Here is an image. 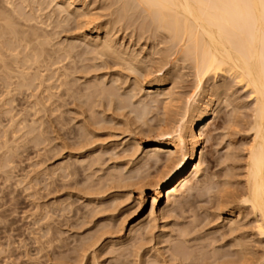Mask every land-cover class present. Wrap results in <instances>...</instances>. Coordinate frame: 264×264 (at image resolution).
<instances>
[{
	"label": "rangeland",
	"instance_id": "374dc122",
	"mask_svg": "<svg viewBox=\"0 0 264 264\" xmlns=\"http://www.w3.org/2000/svg\"><path fill=\"white\" fill-rule=\"evenodd\" d=\"M59 1H61V0H59ZM87 1H89V2H87ZM113 1L116 2L115 0H113ZM113 1H111V3H110V0H106V2H105V0H100V1L99 0H83V1H78V2H83V3L85 2L86 3V4L84 3V7L86 5L85 9L86 10L87 9L90 10L91 13L88 12V10H87V12L90 15H92V13H93V15L90 16V17L93 18V19L91 18V20H93L94 22H100L101 23V21H103L106 24L107 23L106 21H108L109 23L111 22L110 25L112 27H113L114 24L117 25V26L114 25V27L111 28L110 25H109L110 27L108 26L109 23H107V27L112 29V30L110 29L111 30L110 33H113L111 37H115L116 36V38H114V39L120 41V43L119 42L118 43L120 45H122L121 46L122 48L126 49V46H127L128 50L130 49V51H133L134 53H137V54L140 53L138 55H139L141 61H139L138 65H136V66H138L137 67L138 73L136 72V70H135V72H133V71L131 72V70L125 69L121 65L119 67V64H115V61L113 62L112 59H108L109 57L106 58L104 56L105 57L104 58L103 56H101V57H103V59L100 57L102 60L99 57H97V60H96L95 59L96 57H93V56H95L97 54L94 53V48L88 42L91 37L89 38V37H87L88 36L87 35L85 37V39L83 40V38H84L83 35H80L81 32H82V34H83V32L89 34V31H90L89 28L90 27H88L89 25L85 26L86 24H83V22H82V21H84V17L81 18L80 16H78L76 14L78 12L75 13V11H74V13L71 12L72 15H71V13H69L71 15L70 18H68L66 16V13L62 14V17L65 18V20H66V21L63 22L64 25L61 23L56 28V30L58 32L55 31V29H54L53 31L51 30L50 34H49V35L54 34L55 36L52 37V36L48 35L47 37H45L46 42L48 41V39L50 40V43L47 42L49 45L48 44H44L46 42H44L45 40L42 38V41L44 42L43 44L45 45V49L46 50L48 49L47 51H49L50 54H52V52H50L51 50H49V49H52L53 52H54V50L56 51L58 49L56 51V53L58 52L57 53L58 55L55 52L53 53V55H55V57L53 56L54 60L58 56V58H56L55 62H52V64L56 65V66L53 65L54 66V67H52L53 71L49 67L48 68L50 70L47 68V71H45L46 69L44 70V68H40V70L43 69L42 71H44V72L41 71V73L42 74H46L45 76L47 78L44 76V80H45V82L49 81V83H50V80H51V82L53 80V82L57 83V81L60 79V81L62 80V82L58 81V83L59 82L63 83L64 84V88H63V85L61 86L60 83L59 84L57 83L59 86L56 83H54V84L51 83L52 86H51V84H49L50 85L49 86L48 83H47V85H45V86L47 88H49V87H51V88L46 90V87H44V84H46V83H44V84H42L43 86L40 85V87H37L39 89L35 88L36 86L33 87L34 84L30 85L28 88L22 87V88H24L26 90L29 89V91L28 90L26 91L24 89H21V87L16 86L17 85L16 83L14 85V83L11 82L12 80L15 82V80H16L15 77L14 78L11 77L9 79L8 77L5 78L6 75L0 74V79H1V76H5L4 78L6 79V80L5 79L2 80L3 79L2 78L1 80L4 81V82H0L1 83L0 84V102L2 103V104L0 103V105H1L0 106V264H56V263L57 264H99V263L100 264H136V263L137 264H176L175 262H173L174 260H172V258H174V253L178 250L177 249L178 248L177 245L180 246V249L181 248L185 249V251H187V253H190V251H191V253L194 254L195 253L194 251H197L196 255L197 254L199 255V259L202 258L201 260L198 259V263L199 264H202V262H205V261L207 262L208 259H210L211 264H225V263H223L224 260L228 259V258H230V257H232L234 255L235 246L233 244L234 243L233 239H234L235 235L237 234V232L232 234L229 231V227H228L229 226V222L232 221V220H231V217L229 216V214L224 210V207L222 206L223 205L222 203L224 201V199H223L224 196H225L224 194H226V193H224V190H225V192H229V193L232 192V194L234 195V194L237 193V190L239 189V186L241 184V183L239 184V182H241V180H242V176L240 175L241 174L240 171L242 169L243 153H244L242 148H243L244 141H247V139H248L247 136H246L247 132L245 130L246 129V126H245L246 124L245 123L248 121V118H249L251 103H250L249 98L246 96V92H244L242 90V88L240 89V87L237 86L235 83H231L232 81H230V79H227L226 83L229 80L228 81V83L230 82L228 84L229 85V93H231V92L232 93L227 96V98H226L227 100L225 99V101L227 103L224 101V102H222V105L219 108H217L216 115H214V117L209 121V123L207 125V134H206L205 141L203 143L204 165L202 167L203 169L201 170V172H199L198 175H197L198 185L196 184V182H194L193 185L196 184V188H193L194 190L191 189L188 192V194L190 196H188V194L185 192L187 194V196H186L185 199L182 200V204H178L180 206L176 205L177 208L176 207L172 208L174 210H171V211L168 210L167 212L169 214L165 212L163 217H160L159 213L157 214V221L155 222L156 223L155 227L157 225L156 228H158V229H156L154 227L153 228L154 230L152 229L151 233H146V231H145L146 227L142 226L140 228L141 230H139L141 232L136 233V235H133V236H130L131 234H129V228L134 223V220L137 219L141 215L145 216V214L147 213L148 208H149V206L151 204L150 198L149 197H145L144 204L142 205V207L139 210H135V206H136L135 202H137V200L135 198L137 197V193H138L137 189L139 188L137 186H141V184H142V183H140V185H139V182L142 181V177H140V176L141 175H143V176L146 175L147 172L150 173V176H152L154 174L153 169L150 168L151 169L150 170V169L147 168V170H149V171H147V170H145L146 169L145 167H142L143 169L140 167V166H143L144 164L141 163L140 160H137L138 157H139L138 159H140V151L141 150H139V149H141L142 147H145L148 144L149 140L152 138V134L150 135L149 133L155 131L153 129H157L159 126H161V128H162V127H164V123H167L166 124L167 126L165 125L166 127H164V129L166 128L165 129V131H166L169 128V125L171 123H173V120L176 119V116H178V115H176L178 113L177 110H180V109H176V108H178V107L180 108L181 106H183V102L185 103V101H183V100H187V97L189 96V93L191 92L193 83H191L192 84L191 85L189 82L193 81V80H190V79H194V77H193L194 76L193 75L194 71H192L193 69L191 68V66L189 64L186 63L187 66L189 65L190 68H188L186 66V64H184L185 62H181V61L177 62L179 64V66L181 65L180 67L183 66V68H180L179 72H177L178 70H176L177 73L174 71L175 75L172 74L174 76V78L172 76V83L168 84L167 87L170 88L172 84L175 85V83H177L179 81L173 87V88L176 87L177 90L174 91L175 90L174 89L172 91L177 92L178 94L182 95V96L181 95L175 96V97H179V96L182 97V98L181 97L177 98L178 99L177 102H180L181 104L177 103L176 100L174 102L175 104L172 102L173 104H171V105L173 107H170L172 115H169V118H171V119H169V121H171V123L167 121L168 119L166 121H163V122L160 121V120L164 119L161 116L165 117L162 113H164L166 110L165 109L162 110V108H161L162 104L159 101L152 102V99H154L156 97L155 96L156 93L155 92H149L150 90L147 88V84H146V81H145L148 78V76H147V78H146V76L143 77V80L145 81V83H144V82L141 81L142 76L139 75L140 74L139 72L143 69L142 68L143 65L150 66L149 68L154 67V65H157L155 63H157L159 61V57H158L159 54L158 53L154 54V52L155 51L157 52V50L162 48L164 43L163 44L160 43V44H158L159 45L158 46V45H156V43H155L156 41L155 40H152L151 38H147V35L149 33H148V30H147V33L145 32L146 31L145 28L148 29L149 28V24L144 22V19L142 18V16H140V17L137 16L138 15V11L137 12L136 11L135 12L132 11L131 13L128 11L130 14L129 13L126 14L127 18L131 15L128 19L126 18V16H123V17L121 16L120 17L121 11H119V10L121 8L119 6V1L117 0V2H116V4L118 3L119 9H118V6ZM18 3H21V2L16 1V4H18ZM16 4H14L15 5V9H16V10L14 9V11H17L18 8L20 7L19 6L17 8ZM52 4H53V2H52ZM45 5L47 6L46 3L44 4V7H45ZM120 5H121V3H120ZM22 6H24V8H22ZM48 6L50 7V9H48L49 7H45L46 8L45 9L42 6L44 10H42L40 12L39 11H35L36 6H33L35 8H33L32 11H30L27 8L26 12L28 11V14L30 12H32V13H30L31 15L30 14L29 15L32 16L38 22L39 17L36 18L38 16V14L40 16L41 15L44 16V13H46L45 10L48 11V12H51L52 9H53V8L51 9V7H53L54 4L52 6L49 4ZM116 6H117L118 10L115 8ZM25 7H26V5H24V3H21V7L19 9H20V11L21 10L22 11L19 13V10H18L17 11L18 15H16L17 13H15L14 11H13L14 13L12 12V14L15 15L14 16L15 20L19 19L18 17H21V14H22V17L19 19V21L18 20L16 21V23H18L19 26H20L19 22H22V23L26 22L27 24H32L33 25V22L31 23V20L32 21L34 20L32 17H30L28 14H26V15L29 16V18L23 17L25 15ZM106 7H108V8H106ZM100 9H102L103 11L100 12ZM105 10H106V12H105ZM116 10L118 12H116ZM107 11L109 12V15H108ZM114 12L117 13V17H114V16H116V15L113 14ZM132 13H133V15H132ZM33 14H35V16ZM69 14H67V15L69 16ZM106 14L108 16H106ZM111 14H113L114 16H110ZM64 16H66L67 18L64 17ZM74 16L78 17V21H77V19ZM94 16H96V17H94ZM101 16L105 17L106 19L105 18L103 19V17H101ZM109 17H111V18H109ZM135 17L138 18L141 21L138 22L137 21L138 19L136 20ZM95 18L98 19V20L95 21L94 20ZM115 18L116 19L118 18V20H120V22L117 21ZM131 18L133 20H136V21L134 22ZM21 19H25V21H23V20L21 21ZM27 19L30 20V21H28L30 23H28L26 21ZM69 19L73 22V24H76L78 22H80V23L78 25L76 24L75 25L76 27H75L74 25H72V23H71V21ZM111 19H112V21H111ZM67 20H69L70 22L67 21ZM113 20L114 21L116 20L115 21L116 23ZM124 20H125V22L127 21V24H130V23L132 24V22H134L133 23L134 25L133 26H130V25L126 26L125 25L126 23H124ZM142 20H143V22H142ZM112 22H114L113 25H112ZM118 22H119V24H117ZM128 22H130V23H128ZM122 23H123V25H122ZM137 23H138V26H141V25H139L140 23L143 24V26H141V27H142V29H143V27H145L144 28L145 30L140 31L139 27H137V26L134 27L135 25H137ZM144 24H146V26ZM18 25L15 24L16 27ZM37 25L39 26L40 24H37ZM68 25H69V27H68ZM19 26L17 28H21V26L20 27ZM34 26H36V22L35 21H34ZM78 26H80V27L82 26L84 29L80 28ZM78 28L81 31V32L79 31V33H77L78 30H79ZM127 28H128L129 31L127 30ZM132 28H133V30H132ZM136 28L139 29V32H136L134 34H137V33L139 34L140 32L142 33V34L140 33L141 35L139 34L140 35L139 38L132 33V31L134 32L136 30ZM45 29L48 30L47 28H45ZM113 29H115V30H113ZM117 29H118V31H117ZM120 30H122V31H120ZM39 31H41V30H39ZM59 32L61 33V35H60ZM144 33L146 34V36H145ZM56 34H57V36H56ZM116 34H118V35H116ZM124 36H125V38H123ZM6 37H7V39H5V36L3 37V41L4 42L13 40L10 37H8V35H6ZM50 37L52 39H50ZM148 37H149V35H148ZM5 40H7V41H5ZM51 40L52 41L54 40V41L52 42ZM64 40H66V41H64ZM72 40H75V42H73ZM121 40H123V41H121ZM150 40L152 42H150ZM63 41H64V44H63ZM76 41H79V42L76 43ZM57 42H59V44ZM85 42H86L87 45L85 44ZM70 43H72L71 47H72L73 50H71L70 47L69 48L67 47L68 45L70 46ZM88 43H89V45L92 48L90 46H88ZM60 44H61V46H60ZM83 44H85L84 45L85 47H83ZM161 44H162V46H161ZM55 45H57V46H55ZM77 45H80L81 47L77 46ZM152 46H154V47H152ZM55 48H57V49H55ZM60 48H61V51H59ZM65 49H67V51H70V54L73 55L72 58H70V61L67 59L69 62L67 60L65 61V59H66V57L68 55L65 57V55L62 54L63 53L62 50H64L66 52V53L64 52V54L69 53ZM81 49H85V51L82 50V51H84V53L82 51H80ZM75 50H76L77 53L76 52L74 53ZM90 50H91V52H90ZM152 52H153V54H152ZM70 54H69V56H71ZM85 54L87 56H85ZM79 55L81 57H83V58L79 57ZM63 56L65 57L64 60H62ZM148 56L151 57V58L153 57L152 60L158 58L157 59L158 61L154 60L155 62H153V63H152V61H150V63H152V64H150L149 62L147 63V61L149 59ZM154 56H155V58H154ZM85 57H86V59H85ZM67 58H69V57H67ZM145 59H146V61H145ZM9 60H10V58L7 59V61H9ZM57 60H59V61L62 60L61 62H63V63L60 64L61 62L58 63L59 61H57ZM75 61L78 62V63H76ZM80 61H81V63H80ZM105 61L107 63L106 66H105V63H104ZM109 61L112 62V63H110ZM100 63L102 65H104V66H102ZM143 63H145V64H143ZM58 64H60L61 67H60V65L58 66ZM139 64L140 65L142 64L141 65L142 67ZM51 66L52 65H50V67ZM57 67H58V69H57ZM62 67H64L66 70L64 68H62ZM54 68L56 70H54ZM59 68H61V69H59ZM75 68H79V69L77 70ZM100 68H103V70L102 69L100 70ZM117 68H119V69H117ZM182 69H183V71H182ZM188 69L191 70L192 72L189 71ZM164 70H165V68L163 69V71ZM0 71H2L1 68H0ZM30 71L32 72V70H30ZM67 71H68V73H67L68 76L66 75ZM76 71H78V72H76ZM93 71H96V72L94 73ZM45 72H47V73H45ZM48 72H49V74H48ZM60 72H62V73H60ZM181 72H183V74H181ZM189 72L191 73V75L188 74ZM0 73H2V72H0ZM13 73L14 72H11L9 70V74L10 75H13ZM54 73H56V74L59 73V75L60 74H62V75H60L61 77L58 75L59 76L58 79L56 77H55L56 79H54V77L52 79L51 76ZM185 73H187V74H185ZM47 74H48L49 77L47 76ZM88 74H91V75H88ZM153 74L149 75V76H151V77H149L150 79L153 77ZM176 74H178V75L176 76ZM102 75H104L105 77L102 76ZM137 75L139 76L138 78H137ZM94 76H96V77H94ZM100 76L102 78L104 77L103 78L104 80L101 79ZM125 76H126V78H125ZM175 76L177 78H175ZM180 76H181V79H180ZM189 76H191V77H189ZM119 77L121 78V80H120ZM134 77H136V79H138V81L135 79V82H134ZM183 77H185V78H183ZM144 78H146V79H144ZM186 78L189 80V82H188V80H186ZM218 78L219 77L215 78V80H217L219 82L218 84H220L221 83V79L220 78L218 79ZM73 79H75V80H73ZM91 79H93V80H91ZM178 79H180L181 81L178 80ZM182 79H183V82H182ZM211 79L209 80V82L207 81L209 84L213 80V79L212 80ZM46 80H48V81H46ZM54 80H56V81H54ZM95 80H96L97 83L95 82ZM99 80H100V82H99ZM117 80L119 81L118 83H117ZM147 80H149V79H147ZM185 80H186V82H185ZM104 81H105V83H104ZM81 82H83V83H81ZM88 82H89V85H88ZM122 82H124V83L127 82V83H125L127 85L125 86L124 83H122ZM137 82H140L143 85V89L141 91L136 89L138 87L134 86V84L137 83ZM5 83H6V86H9V88H7L4 85ZM95 84H99V85H97L95 87V86H93ZM56 85L58 86V88L60 87L61 89L60 88L58 89L56 87ZM77 85L79 86V88H77L78 87ZM83 85H84V87H83ZM100 85H102V87H105V88L111 87L112 91H114V94L117 93V95L118 94L122 95V97H123L122 102L123 103L120 102L119 104H116L114 106H113V104H111V105L107 104L108 103V98H107L108 96H107L106 92H102L101 93L100 91L97 90ZM106 85H108L109 87L106 86ZM205 85H208V84L206 83ZM232 85L233 86L236 85V86L233 87ZM177 86H178V88H177ZM180 86L181 87L183 86V87L181 88ZM5 87H6V90H5ZM17 87H18V89H17ZM54 87L57 88V89H55ZM179 87H180V89H179ZM186 87H187V89H186ZM80 88H81V90H80ZM90 88H91V90H90ZM231 88H234V90L231 89ZM9 89H12V90H9ZM83 89H84V91H83ZM50 90H52V91H50ZM133 90L134 91L137 90V91H135L133 93L132 92ZM147 90H148V92H147ZM34 92H36L38 94L36 95V93L34 94ZM184 92H186V94L188 93L187 97L185 96ZM54 93H56V95ZM125 93H128V94H125ZM4 94H5V96H4ZM72 94H73V96H72ZM77 95H78V97H77ZM79 95H81V96H79ZM143 95H145V96H143ZM36 96H37V100H39V102L36 100ZM146 96L148 98H146ZM150 96H151V98H150ZM32 98H33V100H32ZM126 98H127V100H126ZM132 98H134V100H132ZM230 98H231V100H230ZM179 99H180V101H179ZM8 101H9V103H8ZM232 101H233V103H231ZM51 102H53V103L51 104ZM93 102H96L97 104L93 103ZM138 102L140 104H143L144 102H146L145 105L144 104L143 105H144V107H146V104H147V107L148 108L150 107V109H148V111L150 110V112H148V113L146 112L143 115V116H145V117H143V119H141L140 117H142V116H140L139 118L141 120H139L137 118L138 119V121H137L136 117H133L134 114H136V110L135 109L137 108V111H140L141 109L144 108L143 105H140ZM148 102L149 103L151 102V104L148 105L149 104ZM30 103L31 104L33 103V104L31 105ZM54 103H55V106H54ZM228 104H229V106H228ZM233 104H236L237 106H235ZM40 105L41 106L44 105V106L41 107ZM230 105H233V106H230ZM100 106H101V108H100ZM111 107H112V109H110ZM6 108H7V110H6ZM114 108H116V109H114ZM9 109H10V111H9ZM144 109H146V108H144ZM31 110H33V111H31ZM132 110H135V111H132ZM117 111L119 113H117ZM160 111H162V112H160ZM4 112H5V114L7 116L4 114ZM78 112H79V114H78ZM93 112H96L95 115H94ZM244 113L245 114L247 113V114L244 115ZM8 114H9V118H8ZM105 117H107V118H105ZM151 117H152L153 120L151 119ZM15 118H17V120ZM57 118L58 119L61 118V119L58 120ZM100 118H102V119H100ZM157 118H160V119H157ZM226 118H228V122L230 120V122H231V123L229 122L230 124L226 121L227 120ZM239 120L242 121L243 124L241 122H239ZM16 121H18V122H16ZM117 122H119V124H117ZM161 122H162V125H161ZM10 123H11L12 126L10 125ZM67 123H69V124H67ZM8 125H9V127H8ZM18 125H19L20 129H17ZM157 125H159V126H157ZM228 125L231 126V127H229ZM240 125L242 127L244 126L245 129H244V127L242 128ZM238 126H239V128H238ZM233 127H236L235 131H232V130H234ZM11 129H13V130H11ZM109 129L113 130V131H110ZM151 129H152V131H151ZM164 129L162 128L161 130L164 131ZM236 129H237V131H236ZM53 130H55L56 132L54 131V133H53ZM123 130H124V132H123ZM12 131H13V133H12ZM38 131H39V133H38ZM236 132H237V134H236ZM108 133H109L110 136L108 135ZM245 136H246V138H245ZM65 138H67V139H65ZM68 140H70V141H68ZM107 140H108V142H107ZM4 141H5V143H4ZM11 141H12V143H11ZM83 141L86 142V145L84 144L85 142H83ZM96 141H98L100 144L98 142L96 143ZM228 141H229V143H228ZM6 142H7V144H6ZM82 142H83V144H81ZM93 143L96 144V145H94ZM119 143H121V144H119ZM3 144H6V145L4 146ZM56 144H57L58 147L56 146ZM78 145L79 146L84 145L82 150H81V148L78 149V147H79ZM65 146H67V150H66ZM88 146L89 147H93L94 146L92 148L93 150L91 148H88ZM104 146H105V148H104ZM132 146H133V148H132ZM136 146H138L137 147L138 151L136 150V152H135V147ZM46 147H48V148H46ZM6 148H8L9 150H7ZM10 148H11V150H10ZM50 149H51V151H53L52 153H51ZM68 149H71V150H68ZM229 149H230V151H228ZM88 150H89V152H88ZM234 150H236V151H234ZM3 151H5L4 152L5 155H4V153H2ZM54 151H57V153L54 152ZM69 151H70L71 154L68 155ZM76 152H78V154ZM228 153H230V154H228ZM231 153H232V155H231ZM227 155H230V156H227ZM108 157H111V158L113 157V158L112 159L110 158L111 159L110 160ZM82 158H83V161H82ZM225 158H226V160L228 159L227 162H226ZM79 159L81 161H78ZM87 159H88V161H87ZM5 160H7V161L5 162ZM3 161H4V163H3ZM76 161H77V163L79 162L78 163L79 165L76 163ZM223 161H224V163H223ZM237 161L239 162V164H236V163H238ZM107 162H109V163H107ZM65 166H66L67 170H66ZM228 166H230V168ZM72 167L73 168H78L77 172L76 173H72V174L69 173L68 177H67V175H66L67 171H68V169H69V171L71 169H73ZM136 167L139 168L138 169L139 172L141 170V173H139L138 178H137V176H135V172H136V174L138 173L136 171V169H137ZM132 169H134V170H132ZM235 169H236L237 172L234 171ZM238 169H239V172H238ZM230 170H231L232 173L230 172ZM50 171H52V172H50ZM59 171H61V172H59ZM65 171H66V173H65ZM54 173H56L57 175L54 174ZM51 174H52V176H51ZM73 174H76V176L73 175ZM56 176H57V178H56ZM228 176H229V178H228ZM239 176H240V178H239ZM134 177H136L137 179H135ZM225 177H227V178H225ZM51 178H53V179H51ZM123 178L126 180L125 181L126 183L128 182L126 184V186H125V182L122 181ZM127 178L130 179V180L133 179L132 180L133 181V186L130 185V183L132 184V181L127 180ZM60 179H61V182H60ZM139 179L141 181H139ZM107 180H108V182H107ZM208 180H210V181H208ZM84 181H86V182H84ZM227 181H228V183H227ZM48 182L50 183V185H49ZM53 182H54V184H53ZM136 182H137V184H136ZM199 182H201V183H199ZM208 182H210V183H208ZM47 183H48V185H47ZM143 183H144V180H143ZM199 184H201V185H199ZM213 184H214V186H213ZM221 184H223V185H221ZM227 184H228V186H227ZM215 185H217V186H215ZM223 186H224V188H223ZM197 187H198V189H197ZM111 188H112V190H111ZM209 188H211V190ZM225 188H228L227 191H226ZM216 190H218V192ZM235 191H236V193H235ZM79 192L80 193L82 192V194H80ZM128 193H130V194H128ZM108 194H109V196H108ZM148 194H149V192H148ZM178 194H179V196L181 195L180 192L177 193V196H178ZM79 195H81V196H79ZM95 197H97V198L99 197V199H96ZM103 198H104V200H103ZM54 200L56 201V203H55ZM164 202H165V198H160V200L158 202L159 203L158 204V209H159L160 206H162L164 204ZM112 203H113V205H112ZM115 203H116V205H115ZM219 204H220V206H219ZM72 205H74L75 207L72 206ZM118 206H120V207H118ZM52 207L54 208V210H53ZM219 207H221V208H219ZM218 208L221 209V210H219ZM63 209H64V211H63ZM189 210H191V211H189ZM74 212L76 214H74ZM116 212H118V213H116ZM102 213H103V215H102ZM66 214L69 215V216H67ZM59 217H61V218H59ZM84 217L87 218V219L85 220ZM91 217H93V218H91ZM111 217H113V218H111ZM125 217H126V219H125ZM119 218H120V220H119ZM123 219H124V222H122ZM243 219L240 220V217H238V219H237V220H239L240 224L244 225V230H241V232L242 231L243 232H248L250 230V228H249L250 226H249V223H248V218H246L247 220L245 218H243ZM208 220H209V222H208ZM94 221H97V222H94ZM46 222H48L49 224L46 223ZM67 222H68V224H67ZM120 222H121V224H120ZM34 223H37V224H34ZM161 223H162V225H161ZM122 224H125V225L123 226ZM221 226H222V228H221ZM195 227H197V229ZM161 228H163V229L161 230ZM143 229H144V231H143ZM183 229H184V232L186 231L185 234L187 233L186 235L189 237V239H187L188 237L183 232H180ZM105 230H107V231L104 232ZM121 230H122V232H121ZM187 230H188V232H187ZM102 231H103V233H102ZM118 231L121 232V233H119ZM162 231H163V233H162ZM191 231H192V233H191ZM225 231H226V233H225ZM107 232L109 234H107ZM111 232L114 233V235L111 234ZM115 232H117V233H115ZM217 232H219V233H217ZM81 233H83V234H81ZM99 233H100V235H99ZM101 233L103 234V236L101 235ZM188 233H190V234H188ZM180 234H181V237H180ZM160 235H162V236H160ZM182 235H183V237H182ZM233 235H234V237H233ZM94 236L95 237L96 236H100V241L98 240V241H96L97 243L96 242L94 243L95 245L93 244V246L87 247V245H89V243H91L93 241L92 238H94ZM57 238H58V240H57ZM113 238H114V240H112ZM118 238H119V240H118ZM150 238H151V240H149ZM152 239H154V240L152 241ZM183 239L184 240L186 239L187 241L190 240V241L187 242V241H184ZM77 240H78L79 243L77 242ZM196 241H197V243H196ZM198 241H199V243H198ZM200 241H201V243H203L201 246H203V245L206 246L207 244L208 245L206 247L203 246V249H202L201 246H200ZM176 242H177V244H175ZM182 242H184V243H182ZM137 243H139V245H137ZM189 243L191 244V246H190ZM48 244H50V245H48ZM82 244L83 245L85 244L86 247H84L85 245L82 246ZM142 244L144 245V247H143ZM179 244H181V245H179ZM183 244H185V245H183ZM101 245H103V246H101ZM140 245H142V246H140ZM209 245L211 247H209ZM79 246H81V247H79ZM189 246L191 247V249H190ZM195 246H197V247H195ZM213 246H214V249H213ZM91 247H92V249H91ZM192 247H193V249H192ZM82 248H84V250ZM100 248H102V249H100ZM194 248H196V249H194ZM197 248H198V250H197ZM209 248L210 249L212 248L211 250H213L216 254L213 251H211ZM215 248H216V250H215ZM67 249H68V251H67ZM135 249H136V251H135ZM199 249H202V250H199ZM156 250H157V252H156ZM192 250H193L194 253L192 252ZM205 250H206L207 253L205 252ZM83 251L84 252L86 251V252L84 253ZM126 251H127V253H126ZM199 251L202 252V253L200 254ZM203 251L206 253L205 255H204ZM217 251H219V252H217ZM83 253L85 254V256H84ZM137 253L140 254V255L137 256L138 255ZM81 254H83V255H81ZM171 254H173V257L171 256ZM210 255H212V257ZM206 256H208L209 258H207ZM215 256L217 257V259H216ZM213 258H215L216 260L213 259ZM156 259L157 260L159 259V260L156 261ZM133 261L134 262L136 261V262L133 263Z\"/></svg>",
	"mask_w": 264,
	"mask_h": 264
},
{
	"label": "bare ground",
	"instance_id": "6f19581e",
	"mask_svg": "<svg viewBox=\"0 0 264 264\" xmlns=\"http://www.w3.org/2000/svg\"><path fill=\"white\" fill-rule=\"evenodd\" d=\"M16 1H19L21 3H24V5H26L25 7V15L28 14V11L26 12L27 8L32 11L33 6H36L35 11H42L44 10V4L46 3L47 6L45 5V7H49L48 5L50 4L51 6L54 4L53 7H51L52 11L48 12L45 10L46 13H44L43 15H39L36 17H39L38 22L32 17L30 16L32 12H30L28 15L30 17H32L34 20H31L32 24H27L26 22H19L21 28H17L19 25L18 23H16V21L22 17H18L19 19L15 20L14 18V14H12V12L15 9V5ZM78 1H83V0H0V68L2 69V73L0 74H4L5 76H1V79L4 80L5 78H11V77H15L16 80L15 82L12 80L11 82L17 84L16 86L21 87V89H24L22 87L28 88L30 85H33V87L37 88L40 87V85L44 84V87H46L45 85L51 84V83H56V82H51L50 83L48 80V82H45L44 80V76L46 74H42L41 71L43 69L40 70V68H44L45 71H47V68H51V70L53 71L54 64H52V62H55L56 58H58V52L56 53V51L54 50V52L57 54L55 60L54 57L55 55H53V50H51L50 52H52V54L49 53V51H47L45 49V45L44 44H48L47 42L50 43V40L48 39V41L46 42L45 37H47L50 34V31L56 30V28L62 23L64 25V21L65 18L62 17V14L66 13V16L68 18H70V16L72 15V13H76L78 16H80L81 18L84 17V21L83 24H86L85 26L89 25L88 27L89 30V34L88 33H84L82 34V32L80 31V29L78 30L77 33H79V31L81 32L80 35H83V40L85 39V37H91L90 40L88 41L91 46L94 48V53H96L97 55L93 56L96 57L95 59L97 60V57H101V56H105L106 58L109 57L108 59H112V61H115V64H119L128 70H131V72H136L137 71V67L136 65H138V62L141 61L140 57L138 54L140 53H134L133 51H130V49H126L122 48L119 43V40H116L114 38L115 37H111L113 33L111 32V28L115 26H117L116 24H114V22L117 20L120 22V20H118V18L112 22L113 27L110 25L111 22L109 23L108 21H106L108 24V26L110 25L111 28L107 27V23L105 24L103 21L100 22H94L93 20H91L92 15H90L88 12H90V10L85 9L86 5L84 7V3L83 2H78ZM100 1V0H99ZM113 0H110V3ZM117 2V0H115ZM119 1V6H120V17L122 16H126L127 13H131L132 11H138V15L137 16H142V18L144 19V22H146L147 24H149V28H145L141 26H143V24H141L142 22L139 24L141 26L135 25L134 27H139L140 31H143L146 29V33L148 30V35L147 38H151L152 40H155L156 45L160 44V43H164L162 48H158L159 50H157V52L155 51V53L159 54V61L157 59H154L156 61H158L157 65H154V67L149 68L150 66L147 65H143V69L139 72L142 76L141 81L147 84V88L150 90L149 92H155L156 93V97L154 99H152V102H157L159 101L162 104V110H166L164 113H162L165 117L161 116L162 118H164L163 120L160 121H167L171 123V121H169V115H172L170 107H173L171 104H173L176 100V102L178 101L177 98L181 97V94H178L176 91V87L173 88L177 83H175V85H171V89L168 88V84L172 83V76L175 75L174 73L176 72V70H178L177 72H179L180 68H183L179 66V64L177 63L178 61L181 62H185L184 64H189L191 66V68L193 69V77L194 79H190L193 80L192 82H189V80L186 78V80H188V82L192 85V89L191 92L189 93V96L187 97L186 92L185 96L187 97V100H183L185 101V103L183 102V106H181L180 108H176V109H180L177 110V114L178 116H176V119L173 120V123H171L169 125V128L165 131L164 127H166L167 123H164V127H162L164 129V131H162L161 126H159L157 129H153L155 131L149 133L150 135L152 134V138L149 140L148 144L145 147H142L140 151V159L137 158V160H140L141 163H143L142 167H145L144 169L147 170L148 169H153L154 174L152 176H150V173L147 172L146 175H141L140 177H142V181L139 179V185L140 183L141 186H137L139 187L137 190V197L135 198L137 200L136 206H135V210H139L142 205L144 204V199L145 197H149L151 200V204L148 208L147 213L144 215L139 216L137 219L134 220V223L131 225V227L129 228V234H131L130 236L136 235V233H139L141 231L140 228L142 226L146 227V233H151L152 229L155 227V222L157 221V214L159 213L160 217H163L165 212L168 213V210H174L172 208L176 207V205L178 204H182V200L186 198L188 192L193 188H196V184L198 185L197 182V175L199 172H201V170L203 169V165H204V154H203V143L205 141L206 138V134H207V125L209 123V121L214 117V115H216V111L217 108H219L222 105V102L225 101V99L227 98V96L231 93H229V83L226 80L230 79V81H232L231 83H235L237 86L240 87V89L242 88V90L244 92H246V96L249 98L250 103H251V108H250V114H249V118L248 121L245 123L246 125V129L244 127V129L247 132V141H244L243 143V162H242V169L240 171V175L242 176V180L241 182H239L240 186L239 189L237 190V193L235 191L236 194H232V192H225L224 190V201H223V207L224 210L229 214V216L231 217V220L229 222V231L233 234L236 233L237 234L233 235L234 237V246H235V250H234V255L228 259H225L223 263L225 264H264V2H262V0H118ZM53 2V4H52ZM55 2V3H54ZM89 2V1H87ZM106 2V0H105ZM114 2V1H113ZM116 2H114L116 4ZM21 3L16 4V7L18 8L19 6L21 7ZM97 3V2H96ZM121 3V5H120ZM86 4V3H85ZM98 4V3H97ZM18 5V6H17ZM106 5V4H105ZM110 5V4H109ZM118 6V3L116 4ZM43 6V7H42ZM108 6V5H107ZM117 6L115 7L117 9ZM118 6V9H119ZM19 7V8H20ZM44 7V8H45ZM96 7V6H95ZM19 10V13L22 11ZM22 8H24V6H22ZM108 8V7H106ZM46 9V8H45ZM50 9V7L48 8ZM95 9V8H94ZM98 9V8H97ZM103 9V8H102ZM102 9H100V12L103 11ZM105 9V8H104ZM117 9V10H118ZM16 10V9H15ZM17 10V11H18ZM24 10V9H23ZM110 10V9H109ZM116 10V12H118ZM17 11H14L15 13H17ZM50 11V10H49ZM99 11V10H98ZM129 11V12H128ZM13 12V13H14ZM48 12V13H47ZM72 12V13H71ZM93 12V11H92ZM106 12V10H105ZM108 12V11H107ZM114 12L113 14L116 15L114 16L113 14H111L110 16H114L117 17V13ZM42 13V14H43ZM71 13V15L69 14ZM91 13V12H90ZM116 13V14H115ZM129 13V14H130ZM69 14V16L67 15ZM75 14V15H76ZM89 14V15H88ZM135 14V13H134ZM18 15V13L16 14ZM23 16L25 18H29V16ZM35 16V14H33ZM109 15V12H108ZM106 14V16H108ZM133 15V13H132ZM64 16V17H66ZM99 16V15H98ZM131 16V15H130ZM129 16V17H130ZM66 17V18H67ZM77 21H78V17L74 16ZM79 17V18H80ZM96 17V16H94ZM103 17V16H101ZM128 17V18H129ZM134 17V16H133ZM100 18V17H99ZM105 17H103L104 19ZM108 18V17H107ZM111 18V17H109ZM125 18V17H124ZM127 18V16H126ZM127 18V19H128ZM136 18V17H135ZM31 19V18H30ZM75 19V20H76ZM93 19V18H92ZM106 19V18H105ZM132 19V18H131ZM130 19V20H131ZM138 18H136L137 20ZM25 21V19H21V21ZM70 20V19H69ZM67 20V21H69ZM82 20V19H81ZM80 20V21H81ZM95 21L98 19H94ZM108 20V19H107ZM123 20V19H122ZM126 20V19H125ZM124 23H126V26H133L134 22L136 20H133L134 22H132V24L130 22V24H127V21ZM27 22L30 21L29 19L26 20ZM34 21L36 22V26H34ZM71 21V20H70ZM69 21V22H70ZM110 21V20H109ZM112 21V19H111ZM138 22L141 20H137ZM76 22V21H75ZM74 22V23H75ZM81 22V23H82ZM104 24H103V23ZM119 22L117 24H119ZM22 23V24H21ZM30 23V22H28ZM72 25H78L80 22L73 24V22L71 21ZM116 23V22H115ZM15 24H17L18 26L16 27ZM37 24H40L39 26ZM66 24V23H65ZM82 24V25H83ZM43 25V26H42ZM62 25V26H63ZM70 25V24H69ZM68 25V27H69ZM123 25V23H122ZM146 26V24H144ZM19 26V27H20ZM125 26V27H126ZM76 27V26H75ZM80 27V26H78ZM120 27V26H119ZM123 27V26H122ZM45 28H47L48 30H46ZM73 28V27H72ZM80 28H83L82 26ZM86 28V27H85ZM130 28V27H129ZM145 28V29H144ZM70 29V28H69ZM84 29V28H83ZM82 29V30H83ZM111 29V30H110ZM139 29L136 28V30L132 33H136L139 32ZM142 29V30H141ZM41 30V31H39ZM60 30V29H59ZM62 30V29H61ZM115 30V29H113ZM126 30V29H125ZM128 30V28H127ZM133 30V28H132ZM54 31V32H55ZM84 31V30H83ZM86 31V30H85ZM118 31V29H117ZM122 31V30H120ZM129 31V30H128ZM150 31V32H149ZM53 32V33H54ZM58 32V31H57ZM60 33V32H59ZM124 33V32H123ZM141 33V32H140ZM139 33V34H140ZM58 34V33H57ZM56 34V36H57ZM111 34V35H110ZM125 34V33H124ZM129 34V33H128ZM138 34V33H137ZM134 34L136 35L138 38L140 37V35L142 34ZM145 34V33H144ZM6 35H8V37H10L11 39H13L12 41H7L4 42L3 41V37L5 36V39H7ZM61 35V33H60ZM71 35V34H70ZM74 35V34H73ZM94 35V36H93ZM115 35V34H114ZM118 35V34H116ZM49 36H55L54 34H51ZM68 36V35H67ZM123 36V35H122ZM126 36V35H125ZM125 36L123 38H125ZM146 36V34H145ZM72 37V36H71ZM70 37V38H71ZM134 37V36H133ZM142 37V36H141ZM42 38L45 40L44 43L42 41ZM58 38V37H57ZM67 38V37H66ZM146 38V39H147ZM50 39H52L50 37ZM55 39V38H54ZM59 39V38H58ZM63 39V38H62ZM78 39V38H77ZM129 39V38H128ZM9 40V39H8ZM81 40V39H80ZM52 41V40H51ZM54 41V40H53ZM52 41V42H53ZM57 41V40H56ZM66 41V40H64ZM63 41V44H64ZM73 42H75V40H72ZM87 41V40H86ZM123 41V40H121ZM62 42V41H61ZM69 42V41H68ZM79 41H76V43ZM119 42V43H118ZM132 42V41H131ZM149 42V41H148ZM150 42H152L150 40ZM44 43V44H43ZM59 44V42H57ZM81 43V42H80ZM88 43V46H90ZM122 43V42H121ZM127 43V42H126ZM55 44V43H54ZM53 44V45H54ZM57 44V45H58ZM62 44V45H63ZM69 44V43H68ZM67 44V45H68ZM66 45L68 48L70 47L71 50L72 47ZM86 44V42H85ZM83 44V47H85ZM132 44V43H131ZM148 44V43H147ZM151 44V43H150ZM161 44V46H162ZM49 45V44H48ZM47 45V46H48ZM55 45V46H57ZM87 45V44H86ZM129 45V44H128ZM153 45V44H152ZM51 46V45H50ZM61 46V44H60ZM73 46V45H72ZM80 46V45H77ZM90 46V47H91ZM130 46V45H129ZM155 46V45H154ZM152 46V47H154ZM159 46V45H158ZM160 46V47H161ZM20 49H19V48ZM49 47V46H48ZM81 47V46H80ZM89 47V48H90ZM91 47V48H92ZM124 47V46H123ZM134 47V46H133ZM145 47V46H144ZM157 47V46H156ZM52 48V47H51ZM62 48V47H61ZM61 48L59 51H61ZM65 48V47H64ZM67 48V49H68ZM146 48V47H145ZM54 49V48H53ZM63 49V48H62ZM67 49H65L67 51ZM76 49V48H75ZM139 49V48H138ZM85 49H81L80 51H82ZM88 50V49H87ZM92 50V49H91ZM90 50V52H91ZM147 50V49H146ZM156 50V49H155ZM63 51V55H65V57H69L65 59V61L68 59L70 61V58H72L73 55L70 54V51H67L69 53L64 54V50ZM79 51V52H80ZM84 51H82L84 53ZM139 51V50H138ZM148 51V50H147ZM154 51V50H153ZM72 52V51H71ZM76 52V50L74 51V53ZM66 53V52H65ZM77 53V52H76ZM81 53V52H80ZM79 53V54H80ZM88 53V52H87ZM150 53V52H149ZM60 54V53H59ZM69 54L71 56H69ZM92 54V53H91ZM153 54V52H152ZM82 55V54H81ZM94 55V54H93ZM54 56V57H53ZM85 56H87L85 54ZM142 56V55H141ZM151 56V55H150ZM161 56V57H160ZM10 58L9 61H7L8 58ZM60 57V56H59ZM63 56V59L65 58ZM79 57H81L79 55ZM103 57H101L103 59ZM104 57V58H105ZM147 57V56H146ZM7 58V59H6ZM83 58V57H81ZM100 58V59H101ZM148 61L147 63L150 61L155 62L153 59V57H149L148 56ZM155 58V56H154ZM86 59V57H85ZM90 59V58H89ZM101 59V60H102ZM60 60V59H59ZM57 60V61H59ZM61 60V61H62ZM67 60V61H68ZM81 60V59H80ZM84 60V59H83ZM99 60V59H98ZM106 60V59H105ZM61 61H59L58 63H60ZM68 61V62H69ZM104 61V60H103ZM107 61V60H106ZM106 61L105 66H106ZM146 61V59H145ZM144 61V62H145ZM76 62V61H75ZM99 62V61H98ZM110 62V61H109ZM108 62V63H109ZM143 62V61H142ZM63 62H61L60 64H62ZM65 63V62H64ZM78 63V62H76ZM81 63V61H80ZM112 63V62H110ZM146 63V64H147ZM150 63V64H152ZM56 64V63H55ZM58 64V66L60 65ZM94 64V63H93ZM101 64V63H100ZM114 64V63H113ZM145 64V63H143ZM183 64V63H182ZM186 64V66H187ZM50 65H52L50 67ZM54 65V66H53ZM68 65V64H67ZM102 65V64H101ZM189 65L187 66L188 68ZM100 66V65H99ZM98 66V67H99ZM104 66V65H102ZM113 66V65H112ZM111 66V67H112ZM139 66V67H140ZM152 66V65H151ZM156 66V67H155ZM185 66V67H186ZM61 67V65H60ZM76 67V66H75ZM84 67V66H83ZM48 68V69H49ZM64 68V67H62ZM110 68V67H109ZM122 68V69H123ZM165 68V70L163 71V69ZM58 69V67H57ZM61 69V68H59ZM65 69V68H64ZM75 69H79V68H75ZM99 69V68H98ZM103 70V68H100V70ZM107 69V68H106ZM119 69V68H117ZM139 69V68H138ZM9 70L11 72H14L13 75L9 74ZM32 70V72L30 71ZM34 70V71H33ZM50 70V69H49ZM54 70H56L54 68ZM66 70V69H65ZM81 70V69H80ZM89 70V69H88ZM93 70V69H92ZM105 70V69H104ZM111 70V69H110ZM109 70V71H110ZM116 70V69H115ZM189 70V69H188ZM62 71V70H61ZM175 71V72H174ZM183 71V69H182ZM191 71V70H189ZM191 71V72H192ZM44 72V71H42ZM78 72V71H76ZM94 73L96 71H93ZM107 72V71H106ZM119 72V71H118ZM176 72V73H177ZM187 72V71H186ZM47 73V72H45ZM53 73V72H52ZM62 73V72H60ZM68 71L66 72L67 75ZM88 73V72H87ZM92 73V72H91ZM109 73V72H108ZM124 73V72H123ZM155 75H154V74ZM49 74V72H48ZM47 74V76H48ZM97 74V73H96ZM99 74V73H98ZM153 77L150 79L149 75H152ZM173 74V75H172ZM181 74H183V72H181ZM187 74V73H185ZM188 74L191 75V73L189 72ZM59 73H54L51 78L53 79H58ZM65 75V74H64ZM65 75V76H66ZM74 75V74H73ZM78 75V74H77ZM91 75V74H88ZM178 74H176L177 76ZM180 75V74H179ZM68 76V75H67ZM82 76V75H81ZM104 76V75H102ZM109 76V75H108ZM118 76V75H117ZM129 76V75H128ZM132 76V75H131ZM136 76V75H135ZM148 78L149 80L146 79L145 81L143 80V77ZM175 76V78H177ZM182 76V75H181ZM180 76V79H181ZM187 76V75H186ZM5 77V78H4ZM46 77V76H45ZM49 77V76H48ZM56 77V78H55ZM61 77V76H60ZM80 77V76H79ZM86 77V76H85ZM96 77V76H94ZM101 77V76H100ZM105 77V76H104ZM103 77V78H104ZM139 76L137 75V78ZM191 77V76H189ZM188 77V78H189ZM219 77L221 79V83L218 84L219 82L217 80H215V78ZM47 78V77H46ZM87 78V77H86ZM85 78V79H86ZM101 77V79H103ZM108 78V77H107ZM118 78V77H117ZM120 78V77H119ZM126 78V76H125ZM141 78V77H140ZM174 78V76H173ZM185 78V77H183ZM213 80H212V79ZM218 78V79H219ZM0 79V82H4ZM49 79V78H48ZM65 79V78H64ZM63 79V80H64ZM83 79V78H82ZM94 79V78H93ZM91 79V80H93ZM110 79V78H109ZM136 77H134V82H135ZM178 79V80H180ZM212 80L210 82V84L208 83L209 80ZM6 80V79H5ZM75 80V79H73ZM80 80V79H79ZM104 80V79H103ZM112 80V79H111ZM121 80V78H120ZM128 80V79H127ZM132 80V79H131ZM138 81V79H136ZM174 80V79H173ZM176 80V79H175ZM185 80V82H186ZM56 81V80H54ZM60 81V79L58 80ZM57 81V83H58ZM133 81V80H132ZM181 81V80H180ZM208 81V82H207ZM10 82V81H9ZM62 82V80L60 81ZM59 82V83H60ZM80 82V81H79ZM96 82V80H95ZM94 82V83H95ZM100 82V80H99ZM119 81L117 80V83ZM183 82V79H182ZM187 82V83H188ZM56 83V84H57ZM58 83V84H59ZM74 83V82H73ZM83 83V82H81ZM80 83V84H81ZM97 83V82H96ZM105 83V81H104ZM108 83V82H107ZM124 83V82H122ZM127 83V82H125ZM124 85L126 86L127 84ZM208 85H205V84ZM1 84V83H0ZM3 84V83H2ZM11 84V83H10ZM57 84V85H58ZM61 86L63 85L64 88V84L60 83ZM103 84V83H102ZM134 84V83H133ZM6 86V83L4 84ZM9 85V84H8ZM12 85V84H11ZM56 85V87L58 88V86ZM66 85V84H65ZM82 85V84H81ZM89 85V82H88ZM99 84H95L93 86H97ZM111 85V84H110ZM113 85V84H112ZM118 85V84H117ZM120 85V84H119ZM190 85V86H191ZM234 85V86H236ZM43 86V85H42ZM50 86V85H49ZM52 86V84H51ZM76 86V85H75ZM78 86V85H77ZM104 86V85H103ZM108 86V85H106ZM124 86V87H125ZM134 86L138 87L136 89H138L139 91H141L143 89V85L140 82H137L134 84ZM185 86V85H184ZM233 86V85H232ZM233 86V87H234ZM7 88H9V86H6ZM5 87V90H6ZM11 87V86H10ZM14 87V86H13ZM43 87V88H44ZM84 87V85H83ZM92 87V86H91ZM109 87V86H108ZM120 87V86H119ZM181 87V86H180ZM179 87V89H180ZM183 87V86H182ZM181 87V88H182ZM12 88V87H11ZM31 88V87H30ZM51 87L47 88L50 89ZM55 88V87H54ZM55 88V89H57ZM60 88V87H59ZM58 88V89H59ZM73 88V87H72ZM79 88V86L77 87ZM178 88V86H177ZM16 89V88H15ZM18 89V87H17ZM34 89V88H33ZM39 89V88H37ZM54 89V90H55ZM61 89V88H60ZM94 89V88H93ZM135 89V88H134ZM175 89V90H174ZM187 89V87H186ZM234 90V88H231ZM8 90V89H7ZM12 90V89H9ZM26 90V89H24ZM29 91V89H27ZM26 90V91H27ZM76 90V89H75ZM78 90V89H77ZM81 90V88H80ZM91 90V88H90ZM98 91L102 92H106L107 94V98H108V103L109 105L113 104H119L120 102H122L123 97L122 95H117L114 94V91H112V88H105L102 87V85H100L97 89ZM120 90V89H119ZM174 90V91H172ZM183 90V89H182ZM36 91V90H35ZM40 91V90H39ZM45 91V90H44ZM52 91V90H50ZM59 91V90H58ZM73 91V90H72ZM84 91V89H83ZM122 91V90H121ZM137 91V90H135ZM134 90L132 91L133 93L135 92ZM138 91V92H139ZM180 91V90H179ZM188 91V90H187ZM231 91V90H230ZM8 92V91H7ZM10 92V91H9ZM12 92V91H11ZM37 92V91H36ZM34 92V94L36 93ZM43 92V91H42ZM57 92V91H56ZM90 92V91H89ZM127 92V91H126ZM129 92V91H128ZM144 92V91H143ZM148 92V90H147ZM181 92V91H180ZM179 92V93H180ZM189 92V91H188ZM6 93V92H5ZM28 93V92H27ZM40 93V92H39ZM53 93V92H52ZM58 93V92H57ZM88 93V92H87ZM123 93V92H122ZM132 93V94H133ZM182 93V92H181ZM183 93V94H184ZM234 93V92H233ZM38 93H36L37 95ZM41 94V93H40ZM56 95V93H54ZM70 94V93H69ZM128 94V93H125ZM139 94V93H138ZM137 94V95H138ZM149 94V93H148ZM33 95V94H32ZM31 95V96H32ZM45 95V94H44ZM94 95V94H93ZM154 95V94H153ZM181 95L179 97H175ZM234 95V94H233ZM5 96V94H4ZM8 96V95H7ZM41 96V95H40ZM59 96V95H58ZM70 96V95H69ZM73 96V94H72ZM76 96V95H75ZM81 96V95H79ZM126 96V95H125ZM145 96V95H143ZM9 97V96H8ZM7 97V98H8ZM55 97V96H54ZM60 97V96H59ZM63 97V96H62ZM78 97V95H77ZM84 97V96H83ZM88 97V96H87ZM128 97V96H127ZM185 97V98H186ZM230 97V96H229ZM2 98V97H1ZM144 98V97H143ZM146 98H148L146 96ZM151 98V96H150ZM182 98V97H181ZM184 98V99H185ZM237 98V97H236ZM3 99V98H2ZM40 99V98H39ZM43 99V98H42ZM41 99V100H42ZM52 99V98H51ZM93 99V98H92ZM145 99V98H144ZM8 100V99H7ZM11 100V99H10ZM33 100V98H32ZM36 100H37V96H36ZM74 100V99H73ZM107 100V99H106ZM127 100V98H126ZM132 100H134V98H132ZM136 100V99H135ZM141 100V99H140ZM150 100V99H149ZM227 100V99H226ZM231 100V98H230ZM229 100V101H230ZM233 100V99H232ZM39 102V100H37ZM45 101V100H44ZM49 101V100H48ZM53 101V100H52ZM101 101V100H100ZM139 101V100H138ZM145 101V100H144ZM180 101V99H179ZM86 102V101H85ZM84 102V103H85ZM128 102V101H127ZM147 102V101H146ZM146 102H142L144 105ZM173 102V103H172ZM226 102V101H225ZM1 103V102H0ZM9 103V101H8ZM12 103V102H11ZM45 103V102H44ZM48 103V102H47ZM53 102H51L52 104ZM96 103V102H93ZM123 103V102H122ZM136 103V102H135ZM139 103V102H138ZM149 103V102H148ZM179 104H181L180 102H177ZM227 103V102H226ZM233 103V101L231 102ZM2 104V103H1ZM5 104V103H4ZM31 104V103H30ZM33 104V103H32ZM31 104V105H32ZM41 104V103H40ZM49 104V103H48ZM97 104V103H96ZM99 104V103H98ZM137 104V103H136ZM140 104V103H139ZM140 104V105H143ZM151 102L148 104L150 105ZM154 104V103H153ZM152 104V105H153ZM175 104V103H174ZM178 104V105H179ZM87 105V104H86ZM85 105V106H86ZM101 105V104H100ZM143 105V107H144ZM235 106H237L236 104H233ZM230 105V106H233ZM242 105V104H241ZM240 105V106H241ZM1 106V105H0ZM6 106V105H5ZM41 106V105H40ZM39 106V107H40ZM44 106V105H43ZM41 106V107H43ZM46 106V105H45ZM55 106V103H54ZM53 106V107H54ZM118 106V105H117ZM175 106V105H174ZM227 106V105H226ZM229 106V104H228ZM239 106V107H240ZM49 107V106H48ZM135 107V106H134ZM141 107V106H140ZM31 108V107H30ZM35 108V107H34ZM33 108V109H34ZM101 108V106H100ZM126 108V107H125ZM136 108V107H135ZM146 108V109H144ZM143 109H141L140 111L136 110V114H134L133 117H136V120L138 121L143 119V116L146 112H150V110L148 111V109H150V107H144ZM235 108V107H234ZM44 109V108H43ZM112 109V107L110 108ZM116 109V108H114ZM231 109V108H230ZM240 109V108H239ZM5 110V109H4ZM7 110V108H6ZM41 110V109H40ZM50 110V109H49ZM109 110V109H108ZM118 110V109H117ZM131 110V109H130ZM132 110V111H135ZM147 110V111H146ZM242 110V109H241ZM10 111V109H9ZM33 111V110H31ZM92 111V110H91ZM99 111V110H98ZM101 111V110H100ZM112 111V110H111ZM124 111V110H123ZM175 111V110H174ZM2 112V111H1ZM7 112V111H6ZM38 112V111H37ZM162 112V111H160ZM241 112V111H240ZM239 112V113H240ZM13 113V112H12ZM34 113V112H33ZM53 113V112H52ZM94 115L96 112H93ZM117 113H119L117 111ZM249 113V112H248ZM5 114V112H4ZM79 114V112H78ZM232 114V113H231ZM247 114V113H246ZM244 113V115H246ZM6 115V114H5ZM54 115V114H53ZM82 115V114H81ZM80 115V116H81ZM88 115V114H87ZM113 115V114H112ZM235 115V114H234ZM7 116V115H6ZM11 116V115H10ZM55 116V115H54ZM76 116V115H75ZM84 116V115H83ZM102 116V115H101ZM114 116V115H113ZM116 116V115H115ZM128 116V115H127ZM142 116V117H140ZM12 117V116H11ZM10 117V118H11ZM103 117V116H102ZM112 117V116H111ZM122 117V116H121ZM141 119H140V118ZM158 117V116H157ZM160 117V118H161ZM178 117V118H177ZM8 118H9V114H8ZM14 118V117H13ZM12 118V119H13ZM82 118V117H81ZM107 118V117H105ZM138 118V119H137ZM157 118V119H160ZM11 119V120H12ZM17 120V118H15ZM14 119V120H15ZM50 119V118H49ZM58 119V118H57ZM56 119V120H57ZM61 119V118H59ZM58 119V120H59ZM72 119V118H71ZM79 119V118H78ZM83 119V118H82ZM81 119V120H82ZM102 119V118H100ZM127 119V118H126ZM129 119V118H128ZM133 119V118H132ZM152 119V117H151ZM227 122H228V118H226ZM231 119V118H230ZM240 119V118H239ZM244 119V118H243ZM10 120V119H9ZM73 120V119H72ZM116 120V119H115ZM114 120V121H115ZM125 120V119H124ZM153 120V119H152ZM237 120V119H236ZM241 120V119H240ZM242 123V121H240ZM86 121V120H85ZM121 121V120H120ZM146 121V120H145ZM235 121V120H234ZM10 122V121H9ZM14 122V121H13ZM18 122V121H16ZM67 122V121H66ZM106 122V121H105ZM113 122V121H112ZM111 122V123H112ZM122 122V121H121ZM127 122V121H126ZM141 122V121H140ZM144 122V121H143ZM161 122V125H162ZM230 122V120H229ZM228 122V123H229ZM236 122V121H235ZM245 122V121H244ZM12 123V122H11ZM10 123V125H11ZM60 123V122H59ZM101 123V122H100ZM128 123V122H127ZM136 123V122H135ZM145 123V122H144ZM231 123V122H230ZM229 123V124H230ZM16 124V123H15ZM20 124V123H19ZM33 124V123H32ZM69 124V123H67ZM106 124V123H105ZM114 124V123H113ZM117 124H119V122H117ZM121 124V123H120ZM147 124V123H146ZM160 124V123H159ZM237 124V123H236ZM243 124V123H242ZM17 125V124H16ZM35 125V124H34ZM53 125V124H52ZM90 125V124H89ZM109 125V124H108ZM126 125V124H125ZM166 125V126H165ZM12 126V125H11ZM14 126V125H13ZM28 126V125H27ZM65 126V125H64ZM119 126V125H118ZM127 126V125H126ZM131 126V125H130ZM229 126V125H228ZM234 126V125H233ZM241 126V125H240ZM9 127V125H8ZM15 127V126H14ZM21 127V126H20ZM63 127V126H62ZM129 127V126H128ZM231 127V126H229ZM242 127V126H241ZM242 127V128H243ZM13 128V127H12ZM64 128V127H63ZM78 128V127H77ZM115 128V127H114ZM126 128V127H125ZM235 131L236 127H233ZM239 128V126H238ZM8 129V128H7ZM19 125H18V128ZM72 129V128H71ZM89 129V128H88ZM94 129V128H93ZM131 129V128H130ZM13 130V129H11ZM51 130V129H50ZM75 130V129H74ZM110 130V129H109ZM116 130V129H115ZM129 130V129H128ZM243 130V129H242ZM55 130H53L54 133ZM59 131V130H58ZM61 131V130H60ZM70 131V130H69ZM89 131V130H88ZM95 131V130H94ZM113 131V130H110ZM152 131V129H151ZM237 131V129H236ZM56 132V131H55ZM65 132V131H64ZM82 132V131H81ZM98 132V131H97ZM100 132V131H99ZM124 132V130H123ZM132 132V131H131ZM239 132V131H238ZM13 133V131H12ZM39 133V131H38ZM117 133V132H116ZM240 133V132H239ZM242 133V132H241ZM58 134V133H57ZM94 134V133H93ZM105 134V133H104ZM235 134V133H234ZM237 134V132H236ZM54 135V134H53ZM78 135V134H77ZM109 135V133H108ZM245 135V134H244ZM14 136V135H13ZM56 136V135H55ZM110 136V135H109ZM108 136V137H109ZM113 136V135H112ZM245 136V138H246ZM60 137V136H59ZM80 137V136H79ZM90 137V136H89ZM107 137V136H106ZM116 137V136H115ZM209 137V136H208ZM243 137V136H242ZM4 138V137H3ZM47 138V137H46ZM101 138V137H100ZM110 138V137H109ZM53 139V138H52ZM67 139V138H65ZM87 139V138H86ZM105 139V138H104ZM4 140V139H3ZM50 140V139H49ZM71 140V139H70ZM68 140V141H70ZM73 140V139H72ZM79 140V139H78ZM93 140V139H92ZM129 140V139H128ZM54 141V140H53ZM61 141V140H60ZM86 141V140H85ZM83 141V142H85ZM103 141V140H102ZM125 141V140H124ZM136 141V140H135ZM3 142V141H2ZM83 142L81 144H83ZM88 142V141H87ZM91 142V141H90ZM98 141H96L97 143ZM106 142V141H105ZM108 142V140H107ZM110 142V141H109ZM5 143V141H4ZM12 143V141H11ZM51 143V142H50ZM62 143V142H61ZM76 143V142H75ZM99 143V142H98ZM127 143V142H126ZM130 143V142H129ZM229 143V141H228ZM7 144V142H6ZM6 144H3L4 146ZM80 144V143H79ZM86 145V142L84 143ZM88 144V143H87ZM94 144V143H93ZM100 144V143H99ZM104 144V143H103ZM114 144V143H113ZM112 144V145H113ZM121 144V143H119ZM138 144V143H137ZM9 145V144H8ZM52 145V144H51ZM55 145V144H54ZM61 145V144H60ZM66 145V144H65ZM96 145V144H94ZM136 145V144H135ZM228 145V144H227ZM57 146V144H56ZM62 146V145H61ZM79 146V145H78ZM109 146V145H108ZM131 146V145H130ZM239 146V145H238ZM241 146V145H240ZM8 147V146H7ZM58 147V146H57ZM66 150H67V146ZM64 147V148H65ZM84 147V145L79 146V148ZM94 147V146H93ZM93 147H89L88 148H93ZM103 147V146H102ZM101 147V148H102ZM127 147V146H126ZM138 146L135 147V152L136 150L138 151ZM233 147V146H232ZM231 147V148H232ZM48 148V147H46ZM61 148V147H60ZM105 148V146H104ZM114 148V147H113ZM125 148V147H124ZM131 148V147H130ZM129 148V149H130ZM133 148V146H132ZM229 148V147H228ZM235 148V147H234ZM237 148V147H236ZM7 150H9L8 148H6ZM72 149V148H71ZM68 149V150H71ZM97 149V148H96ZM11 150V148H10ZM14 150V149H13ZM55 150V149H54ZM57 150V149H56ZM85 150V149H84ZM83 150V151H84ZM90 150V149H89ZM88 150V152H89ZM93 150V149H92ZM105 150V149H104ZM112 150V149H111ZM232 150V149H231ZM49 151V150H48ZM51 151V149H50ZM58 151V150H57ZM57 151H54L57 153ZM73 151V150H72ZM86 151V150H85ZM230 151V149L228 150ZM236 151V150H234ZM5 151H3L2 153H4ZM53 151H51L52 153ZM62 152V151H61ZM65 152V151H64ZM80 152V151H79ZM96 152V151H95ZM99 152V151H98ZM114 152V151H113ZM241 152V151H240ZM78 154V152H76ZM84 153V152H83ZM94 153V152H93ZM115 153V152H114ZM129 153V152H128ZM138 153V152H137ZM234 153V152H233ZM71 154L70 151L68 153V155ZM80 154V153H79ZM118 154V153H117ZM135 154V153H134ZM230 154V153H228ZM240 154V153H239ZM3 155V154H2ZM5 155V153H4ZM67 155V156H68ZM91 155V154H90ZM113 155V154H112ZM116 155V154H115ZM136 155V154H135ZM232 155V153H231ZM12 156V155H11ZM63 156V155H62ZM225 156V155H224ZM230 156V155H227ZM234 156V155H233ZM3 157V156H2ZM52 157V156H51ZM73 157V156H72ZM134 157V156H133ZM238 157V156H237ZM109 159L111 157H108ZM113 158V157H112ZM111 158V159H112ZM224 158V157H223ZM232 158V157H231ZM239 158V157H238ZM10 159V158H9ZM66 159V158H65ZM86 159V158H85ZM90 159V158H89ZM110 159V160H111ZM116 159V158H115ZM93 160V159H92ZM91 160V161H92ZM127 160V159H126ZM136 160V161H137ZM226 160V158H225ZM228 160V159H227ZM226 160V162H227ZM237 160V159H236ZM241 160V159H240ZM7 160H5L6 162ZM10 161V160H9ZM60 161V160H59ZM70 161V160H69ZM78 161H81L80 159ZM83 161V158H82ZM88 161V159H87ZM129 161V160H128ZM239 161V160H238ZM237 161V162H238ZM67 162V161H66ZM139 162V161H138ZM4 163V161H3ZM9 163V162H8ZM11 163V162H10ZM77 163V161H76ZM79 163V162H78ZM77 163V164H78ZM84 163V162H83ZM91 163V162H90ZM109 163V162H107ZM114 163V162H113ZM126 163V162H125ZM224 163V161H223ZM236 163V162H235ZM7 164V163H6ZM103 164V163H102ZM123 164V163H122ZM128 164V163H127ZM135 164V163H134ZM228 164V163H227ZM236 164H239L236 163ZM79 165V164H78ZM117 165V164H116ZM138 165V164H137ZM178 165H180L181 167L178 168ZM229 165V164H228ZM231 165V164H230ZM8 166V165H7ZM97 166V165H96ZM105 166V165H104ZM113 166V165H112ZM122 166V165H121ZM225 166V165H224ZM227 166V165H226ZM232 166V165H231ZM240 166V165H239ZM9 167V166H8ZM56 167V166H55ZM62 167V166H61ZM60 167V168H61ZM64 167V166H63ZM75 167V166H74ZM82 167V166H81ZM100 167V166H99ZM135 167V166H134ZM230 168V166H228ZM227 167V168H228ZM236 167V166H235ZM59 168V167H58ZM66 168V166H65ZM64 168V169H65ZM70 168V167H69ZM73 168V167H72ZM113 168V167H112ZM132 168V167H131ZM137 168V167H136ZM241 168V167H240ZM63 169V168H62ZM61 169V170H62ZM78 168H73L69 171H67V177L68 174H72V173H76ZM96 169V168H95ZM101 169V168H100ZM103 169V168H102ZM124 169V168H123ZM126 169V168H125ZM139 168L136 169V171L138 172L136 174L135 172V176H139V173H141V170L139 172L138 170ZM143 169V168H142ZM150 169V170H151ZM55 170V169H54ZM67 170V168H66ZM134 170V169H132ZM53 171V170H52ZM50 171V172H52ZM84 171V170H83ZM87 171V170H86ZM102 171V170H101ZM119 171V170H118ZM126 171V170H125ZM149 171V170H147ZM236 171V169L234 170ZM61 172V171H59ZM143 172V171H142ZM205 172V171H204ZM229 172V171H228ZM231 172V170H230ZM237 172V171H236ZM239 172V169H238ZM66 173V171H65ZM121 173V172H120ZM144 173V172H143ZM224 173V172H223ZM232 173V172H231ZM230 173V174H231ZM235 173V172H234ZM48 174V173H47ZM56 174V173H54ZM61 174V173H60ZM98 174V173H97ZM145 174V173H144ZM225 174V173H224ZM57 175V174H56ZM76 176V174H73ZM86 175V174H85ZM95 175V174H94ZM101 175V174H100ZM120 175V174H119ZM128 175V174H127ZM131 175V174H130ZM210 175V174H209ZM208 175V176H209ZM226 175V174H225ZM50 176V175H49ZM48 176V177H49ZM52 176V174H51ZM55 176V175H54ZM71 176V175H70ZM69 176V177H70ZM87 176V175H86ZM98 176V175H97ZM132 176V175H131ZM130 176V177H131ZM202 176V175H201ZM200 176V177H201ZM60 177V176H59ZM65 177V176H64ZM66 177V178H67ZM72 177V176H71ZM129 177V178H130ZM139 177V178H140ZM233 177V176H232ZM50 178V177H49ZM57 178V176H56ZM62 178V177H61ZM116 178V177H115ZM133 178V177H132ZM135 179H137L136 177H134ZM227 178V177H225ZM229 178V176H228ZM240 178V176H239ZM238 178V179H239ZM53 179V178H51ZM118 179V178H117ZM200 179V178H199ZM100 180V179H99ZM119 180V179H118ZM117 180V181H118ZM127 180L132 181L130 179L127 178ZM144 180V183H143ZM227 180V179H226ZM233 180V179H232ZM231 180V181H232ZM51 181V180H50ZM49 181V182H50ZM54 181V180H53ZM64 181V180H63ZM73 181V180H72ZM110 181V180H109ZM121 181V180H120ZM122 181H126L124 178ZM121 181V182H122ZM199 181V180H198ZM210 181V180H208ZM48 182V183H49ZM57 182V181H56ZM61 182V179H60ZM86 182V181H84ZM108 182V180H107ZM138 182V181H137ZM136 182V184H137ZM196 182V184L193 185V183ZM202 182V181H201ZM199 182V183H201ZM222 182V181H221ZM47 183V185H48ZM83 183V182H82ZM128 183V182H127ZM125 182V186L127 184ZM130 183V182H129ZM210 183V182H208ZM218 183V182H217ZM228 183V181H227ZM52 184V183H51ZM54 184V182H53ZM75 184V183H74ZM206 184V183H205ZM235 184V183H234ZM50 185V183H49ZM65 185V184H64ZM108 185V184H107ZM131 186H133V181L132 184L130 183ZM201 185V184H199ZM218 185V184H217ZM215 185V186H217ZM223 185V184H221ZM93 186V185H92ZM214 186V184H213ZM228 186V184H227ZM67 187V186H66ZM130 187V186H129ZM135 187V186H134ZM116 188V187H115ZM114 188V189H115ZM124 188V187H123ZM128 188V187H127ZM131 188V187H130ZM218 188V187H217ZM222 188V187H221ZM224 188V186H223ZM222 188V189H223ZM121 189V188H120ZM126 189V188H125ZM124 189V190H125ZM136 189V188H135ZM198 189V187H197ZM203 189V188H202ZM205 189V188H204ZM207 189V188H206ZM211 190V188H209ZM226 191L228 188H225ZM112 190V188H111ZM104 191V190H103ZM218 192V190H216ZM102 192V191H101ZM112 192V191H111ZM149 192V194H148ZM180 192V196L177 193ZM187 194H186V193ZM196 192V191H195ZM204 192V191H203ZM212 192V191H211ZM223 192V191H222ZM80 193V192H79ZM99 193V192H98ZM115 193V192H114ZM113 193V194H114ZM131 193V192H130ZM128 193V194H130ZM200 193V192H199ZM214 193V192H213ZM221 193V192H220ZM68 194V193H67ZM78 194V193H77ZM82 194V192L80 193ZM132 194V193H131ZM219 194V193H218ZM223 194V193H222ZM85 195V194H84ZM118 195V194H117ZM67 196V195H66ZM81 196V195H79ZM87 196V195H86ZM109 196V194H108ZM111 196V195H110ZM188 196H190L188 194ZM217 196V195H216ZM91 197V196H90ZM212 197V196H211ZM221 197V196H220ZM96 199H99V197H95ZM101 198V197H100ZM160 198H165V202L162 206L159 207L158 209V202L160 200ZM189 198V197H188ZM187 198V199H188ZM67 199V198H66ZM88 199V198H87ZM129 199V198H128ZM186 199V200H187ZM57 200V199H56ZM70 200V199H69ZM92 200V199H91ZM104 200V198H103ZM185 200V201H186ZM55 201V200H54ZM66 201V200H65ZM80 201V200H79ZM90 201V200H89ZM114 201V200H113ZM64 202V201H63ZM104 202V201H103ZM115 202V201H114ZM184 202V201H183ZM217 202V201H216ZM53 203V202H52ZM56 203V201H55ZM102 203V202H101ZM110 203V202H109ZM119 203V202H118ZM51 204V203H50ZM58 204V203H57ZM120 204V203H119ZM53 205V204H52ZM71 205V204H70ZM82 205V204H81ZM107 205V204H106ZM113 205V203H112ZM116 205V203H115ZM218 205V204H217ZM216 205V206H217ZM74 206V205H72ZM180 206V205H178ZM220 206V204H219ZM51 207V206H50ZM61 207V206H60ZM75 207V206H74ZM120 207V206H118ZM218 207V206H217ZM53 208V207H52ZM70 208V207H69ZM72 208V207H71ZM109 208V207H108ZM124 208V207H123ZM177 208V207H176ZM179 208V207H178ZM221 208V207H219ZM218 208V209H219ZM61 209V208H60ZM217 209V208H216ZM54 210V208H53ZM72 210V209H71ZM94 210V209H93ZM102 210V209H101ZM119 210V209H118ZM134 210V209H133ZM221 210V209H219ZM50 211V210H49ZM64 211V209H63ZM78 211V210H77ZM104 211V210H103ZM191 211V210H189ZM36 212V211H35ZM38 212V211H37ZM56 212V211H55ZM54 212V213H55ZM67 212V211H66ZM70 212V211H69ZM120 212V211H119ZM124 212V211H123ZM184 212V211H183ZM44 213V212H43ZM65 213V212H64ZM88 213V212H87ZM107 213V212H106ZM109 213V212H108ZM118 213V212H116ZM130 213V212H129ZM172 213V212H171ZM175 213V212H174ZM194 213V212H193ZM60 214V213H59ZM74 214H76L74 212ZM100 214V213H99ZM169 214V213H168ZM58 215V214H57ZM61 215V214H60ZM59 215V216H60ZM67 215V214H66ZM101 215V214H100ZM103 215V213H102ZM120 215V214H119ZM69 216V215H67ZM84 216V215H83ZM91 216V215H90ZM112 216V215H111ZM131 216V215H130ZM208 216V215H207ZM38 217V216H37ZM117 217V216H116ZM122 217V216H121ZM216 217V216H215ZM220 217V216H219ZM228 217V216H227ZM238 217H240V220H242L243 218H248V223H249V228L250 230L248 232H241V230H244V225L239 223ZM49 218V217H48ZM61 218V217H59ZM82 218V217H81ZM85 218V217H84ZM93 218V217H91ZM106 218V217H105ZM113 218V217H111ZM124 218V217H123ZM217 218V217H216ZM36 219V218H35ZM47 219V218H46ZM66 219V218H65ZM74 219V218H73ZM87 218H85L86 220ZM126 219V217H125ZM161 219V218H160ZM164 219V218H163ZM162 219V220H163ZM166 219V218H165ZM218 219V218H217ZM51 220V219H50ZM83 220V219H82ZM94 220V219H93ZM102 220V219H101ZM106 220V219H105ZM113 220V219H112ZM120 220V218H119ZM176 220V219H175ZM244 220V219H243ZM247 220V219H246ZM36 221V220H35ZM48 221V220H47ZM53 221V220H52ZM89 221V220H88ZM92 221V220H91ZM90 221V222H91ZM161 221V220H160ZM70 222V221H69ZM84 222V221H83ZM97 222V221H94ZM112 222V221H111ZM124 222V219L123 221ZM175 222V221H174ZM209 222V220H208ZM245 222V221H244ZM243 222V223H244ZM38 223V222H37ZM34 223V224H37ZM48 223V222H46ZM87 223V222H86ZM85 223V224H86ZM99 223V222H98ZM173 223V222H172ZM221 223V222H220ZM224 223V222H223ZM247 223V224H248ZM49 224V223H48ZM68 224V222H67ZM102 224V223H101ZM105 224V223H104ZM121 224V222H120ZM174 224V223H173ZM222 224V223H221ZM47 225V224H46ZM74 225V224H73ZM118 225V224H117ZM123 226L125 224H122ZM162 225V223H161ZM185 225V224H184ZM201 225V224H200ZM207 225V224H206ZM217 225V224H216ZM219 225V224H218ZM36 226V225H35ZM88 226V225H87ZM90 226V225H89ZM93 226V225H92ZM199 226V225H198ZM225 226V225H224ZM246 226V225H245ZM248 226V225H247ZM48 227V226H47ZM118 227V226H117ZM157 227V225H156ZM155 227V228H156ZM200 227V226H199ZM227 227V226H226ZM69 228V227H68ZM103 228V227H102ZM112 228V227H111ZM120 228V227H119ZM118 228V229H119ZM183 228V227H182ZM197 229V227H195ZM194 228V229H195ZM222 228V226H221ZM80 229V228H79ZM105 229V228H104ZM110 229V228H109ZM117 229V228H116ZM145 229V228H144ZM143 229V231H144ZM158 229V228H156ZM155 229V230H156ZM160 229V228H159ZM163 228H161L162 230ZM166 229V228H165ZM201 229V228H200ZM220 229V228H219ZM81 230V229H80ZM154 230V229H153ZM169 230V229H168ZM214 230V229H213ZM68 231V230H67ZM79 231V230H78ZM77 231V232H78ZM91 231V230H90ZM93 231V230H92ZM107 230H105L104 232H106ZM180 231V230H179ZM178 231V232H179ZM202 231V230H201ZM217 231V230H216ZM222 231V230H221ZM224 231V230H223ZM47 232V231H46ZM49 232V231H48ZM99 232V231H98ZM109 232V231H108ZM107 232V234H109ZM119 232V231H118ZM122 232V230H121ZM119 232V233H121ZM180 232H184V229ZM188 232V230H187ZM197 232V231H196ZM204 232V231H203ZM214 232V231H213ZM103 233V231H102ZM101 233V235L103 236V234ZM117 233V232H115ZM145 233V232H144ZM145 233V234H146ZM154 233V232H153ZM163 233V231H162ZM172 233V232H171ZM192 233V231H191ZM219 233V232H217ZM226 233V231H225ZM229 233V232H228ZM83 234V233H81ZM111 234L114 235V233L111 232ZM110 234V235H111ZM143 234V233H142ZM170 234V233H169ZM187 234V233H186ZM185 234V235H186ZM190 234V233H188ZM204 234V233H203ZM208 234V233H207ZM224 234V233H223ZM88 235V234H87ZM96 235V234H95ZM100 235V233H99ZM128 235V234H127ZM139 235V234H138ZM163 235V234H162ZM160 235V236H162ZM173 235V234H172ZM192 235V234H191ZM57 236V235H56ZM62 236V235H61ZM112 236V235H111ZM140 236V235H139ZM157 236V235H156ZM176 236V235H175ZM187 236V235H186ZM194 236V235H193ZM197 236V235H196ZM222 236V235H221ZM232 236V235H231ZM82 237V236H81ZM164 237V236H163ZM181 237V234H180ZM179 237V238H180ZM183 237V235H182ZM188 237V236H187ZM206 237V236H205ZM218 237V236H217ZM56 238V237H55ZM60 238V237H59ZM138 238V237H137ZM156 238V237H155ZM177 238V237H176ZM175 238V239H176ZM178 238V239H179ZM186 238V237H185ZM204 238V237H203ZM232 238V237H231ZM64 239V238H63ZM93 241L91 243H89V245H87V247L89 246H93V244L96 241H100V236H94V238H92ZM91 239V240H92ZM107 239V238H106ZM132 239V238H131ZM136 239V238H135ZM161 239V238H160ZM159 239V240H160ZM170 239V238H169ZM181 239V238H180ZM179 239V240H180ZM189 239V237L187 238ZM58 240V238H57ZM66 240V239H65ZM114 240V238L112 239ZM119 240V238H118ZM141 240V239H140ZM151 240V238L149 239ZM154 239H152L153 241ZM158 240V239H157ZM174 240V239H173ZM184 240V239H183ZM198 240V239H197ZM203 240V239H202ZM215 240V239H214ZM231 240V239H230ZM55 241V240H54ZM63 241V240H62ZM75 241V240H74ZM143 241V240H142ZM176 241V240H175ZM184 241H187L186 239ZM190 240H188L187 242H189ZM218 241V240H217ZM216 241V242H217ZM220 241V240H219ZM232 241V240H231ZM50 242V241H49ZM58 242V241H57ZM78 242V240H77ZM84 242V241H83ZM106 242V241H105ZM108 242V241H107ZM123 242V241H122ZM150 242V241H149ZM162 242V241H161ZM160 242V243H161ZM173 242V241H172ZM178 242V241H177ZM177 242L175 244H177ZM180 242V241H179ZM186 242V243H187ZM203 242V241H202ZM214 242V241H213ZM60 243V242H59ZM79 243V242H78ZM86 243V242H85ZM97 243V242H96ZM131 243V242H130ZM164 243V242H163ZM184 243V242H182ZM197 243V241H196ZM199 243V241H198ZM149 244V243H148ZM147 244V245H148ZM158 244V243H157ZM190 244V243H189ZM195 244V243H194ZM203 243H201L200 241V246ZM210 244V243H209ZM216 244V243H215ZM227 244V243H226ZM50 245V244H48ZM80 245V244H79ZM85 245V244H84ZM82 244V246H84ZM95 245V244H94ZM97 245V244H96ZM119 245V244H118ZM122 245V244H121ZM137 245H139V243H137ZM143 245V244H142ZM140 245V246H142ZM146 245V244H145ZM162 245V244H161ZM181 245V244H179ZM185 245V244H183ZM208 245V244H207ZM206 245V246H207ZM103 246V245H101ZM130 246V245H129ZM135 246V245H134ZM139 246V247H140ZM159 246V245H158ZM175 246V245H174ZM173 246V247H174ZM191 246V244H190ZM189 246V247H190ZM194 246V245H193ZM199 246V245H198ZM199 246V247H200ZM205 246V245H203ZM203 246H201V248L203 249ZM205 246V247H206ZM50 247V246H49ZM81 247V246H79ZM86 247V245L84 246ZM109 247V246H108ZM144 247V245H143ZM177 251L174 253V258H172V260H174L173 262H175L176 264H199L198 263V259H199V255H196L197 251L192 250V252L194 254L191 253H187V251H185V249L181 248L180 246L177 245ZM188 247V246H187ZM197 247V246H195ZM204 247V248H205ZM209 247H211L209 245ZM217 247V246H216ZM223 247V246H222ZM99 248V247H98ZM129 248V247H128ZM208 248V247H207ZM84 250V248H82ZM89 249V248H88ZM92 249V247H91ZM102 249V248H100ZM117 249V248H116ZM141 249V248H140ZM139 249V250H140ZM153 249V248H152ZM160 249V248H159ZM170 249V248H169ZM174 249V248H173ZM191 249V247H190ZM193 249V247H192ZM196 249V248H194ZM199 249V250H202ZM210 249V248H209ZM212 249V248H211ZM210 249V250H211ZM214 249V246H213ZM218 249V248H217ZM90 250V249H89ZM175 250V249H174ZM198 250V248H197ZM216 250V248H215ZM231 250V249H230ZM68 251V249H67ZM71 251V250H70ZM88 251V250H87ZM125 251V250H124ZM136 251V249H135ZM146 251V250H145ZM213 251V250H211ZM210 251V252H211ZM84 252V251H83ZM86 252V251H85ZM84 252V253H85ZM95 252V251H94ZM93 252V253H94ZM99 252V251H98ZM154 252V251H153ZM157 252V250H156ZM173 252V251H172ZM206 252V250H205ZM204 253V255L207 253ZM209 252V253H210ZM214 252V251H213ZM212 252V253H213ZM219 252V251H217ZM83 253V254H84ZM127 253V251H126ZM139 253V252H138ZM137 253V254H138ZM159 253V252H158ZM199 253L201 254L202 252L199 251ZM208 253V254H209ZM215 253V252H214ZM81 254V255H83ZM92 254V253H91ZM97 254V253H96ZM114 254V253H113ZM129 254V253H128ZM134 254V253H133ZM152 254V253H151ZM211 254V253H210ZM216 254V253H215ZM87 255V254H86ZM89 255V254H88ZM93 255V254H92ZM140 254H138L137 256H139ZM142 255V254H141ZM147 255V254H146ZM159 255V254H158ZM165 255V254H164ZM232 255V254H231ZM85 256V254H84ZM90 256V255H89ZM96 256V255H95ZM94 256V257H95ZM171 256L173 257V254H171ZM212 257V255H210ZM218 256V255H217ZM92 257V256H91ZM93 257V258H94ZM136 257V256H135ZM154 257V256H153ZM167 257V256H166ZM204 257V256H203ZM207 258H209L208 256H206ZM216 257V256H215ZM80 258V257H79ZM114 258V257H113ZM124 258V257H123ZM130 258V257H129ZM137 258V257H136ZM152 258V257H151ZM201 258V257H200ZM88 259V258H87ZM86 259V260H87ZM127 259V258H126ZM143 259V258H142ZM202 259V258H201ZM199 259V260H201ZM205 259V258H204ZM203 259V260H204ZM215 259V258H213ZM217 259V257H216ZM215 259V260H216ZM58 260V259H57ZM85 260V261H86ZM115 260V259H114ZM159 260V259H158ZM156 259V261H158ZM168 260V259H167ZM171 260V259H170ZM214 260V261H215ZM88 261V260H87ZM97 261V260H96ZM128 261V260H127ZM131 261V260H130ZM212 261V260H211ZM98 262V261H97ZM105 262V261H104ZM136 262V261H135ZM133 261V263H135ZM143 262V261H142ZM172 262V263H173ZM208 263L210 262V259H208L207 261ZM202 262V264H206L207 263ZM84 263V262H83ZM94 263V262H93ZM106 263V262H105ZM201 263V262H200ZM207 263V264H208ZM57 264V263H56ZM100 264V263H99ZM137 264V263H136ZM211 264V262L209 263Z\"/></svg>",
	"mask_w": 264,
	"mask_h": 264
},
{
	"label": "snow or ice",
	"instance_id": "6c2138e0",
	"mask_svg": "<svg viewBox=\"0 0 264 264\" xmlns=\"http://www.w3.org/2000/svg\"><path fill=\"white\" fill-rule=\"evenodd\" d=\"M262 2H264V0H262ZM181 167L180 165H178V168Z\"/></svg>",
	"mask_w": 264,
	"mask_h": 264
}]
</instances>
